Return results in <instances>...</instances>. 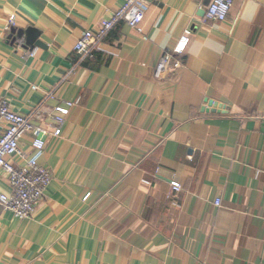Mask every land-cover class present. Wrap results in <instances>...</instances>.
Here are the masks:
<instances>
[{"label": "crops", "instance_id": "obj_1", "mask_svg": "<svg viewBox=\"0 0 264 264\" xmlns=\"http://www.w3.org/2000/svg\"><path fill=\"white\" fill-rule=\"evenodd\" d=\"M125 1L0 0V100L53 127L80 100L40 156L53 182L35 213L0 207V264H264V0L223 23L213 0H149L142 32L120 25L70 74L83 32ZM187 30L181 69H160Z\"/></svg>", "mask_w": 264, "mask_h": 264}, {"label": "built area", "instance_id": "obj_2", "mask_svg": "<svg viewBox=\"0 0 264 264\" xmlns=\"http://www.w3.org/2000/svg\"><path fill=\"white\" fill-rule=\"evenodd\" d=\"M148 2L149 0H126L114 14L103 18L93 29L84 31L74 48L78 63L73 66L70 74L83 62L93 58L99 46L106 42L110 34L120 25L142 32L145 7ZM233 3L234 0H213L207 11V20L214 23L226 22ZM9 25L11 28L16 26L15 16L11 17ZM191 40V30L185 31L174 49L161 59L160 69H168L171 72L181 69L182 63L178 57L187 54ZM31 55L34 56L35 51ZM37 89L33 86V90ZM78 105L80 100L65 101L57 106L56 111L60 116L55 120L59 126L53 127L34 124L39 111L33 110L29 114H20L13 111L8 102L0 100V173L9 181L10 187L9 191H4L0 187V207L16 218L21 220L31 218L52 184V171L41 166L39 159L48 141L62 136L64 117L69 116L71 109ZM25 136H31L33 141L34 156L30 158L21 148V141ZM18 160H22V164H18ZM171 185L176 195L182 191V186L178 182H173ZM216 204L219 206L220 200H217Z\"/></svg>", "mask_w": 264, "mask_h": 264}, {"label": "water", "instance_id": "obj_3", "mask_svg": "<svg viewBox=\"0 0 264 264\" xmlns=\"http://www.w3.org/2000/svg\"><path fill=\"white\" fill-rule=\"evenodd\" d=\"M26 36H27V45L28 47L30 46L29 48L34 49L35 47H39V48L45 47L39 41L40 34L37 31L31 29L27 32Z\"/></svg>", "mask_w": 264, "mask_h": 264}, {"label": "trees", "instance_id": "obj_4", "mask_svg": "<svg viewBox=\"0 0 264 264\" xmlns=\"http://www.w3.org/2000/svg\"><path fill=\"white\" fill-rule=\"evenodd\" d=\"M115 30H117V29H115ZM115 30H114V31H115ZM114 31H113V32H114ZM113 32H112V33H113ZM112 33H111V34H112ZM111 34H110V36H111ZM110 36H109V37H110ZM109 37H108V38H109ZM108 38L106 39V41L108 40ZM96 56H97V54L95 53L93 58L88 59L87 61L83 62L79 67H87V66L89 65L88 63L91 62L92 59L94 60V58H96ZM74 62H75V64L78 63V58H77V57H76V60H75ZM75 64H74V65H75Z\"/></svg>", "mask_w": 264, "mask_h": 264}, {"label": "clouds", "instance_id": "obj_5", "mask_svg": "<svg viewBox=\"0 0 264 264\" xmlns=\"http://www.w3.org/2000/svg\"><path fill=\"white\" fill-rule=\"evenodd\" d=\"M213 11H215V9H213Z\"/></svg>", "mask_w": 264, "mask_h": 264}]
</instances>
